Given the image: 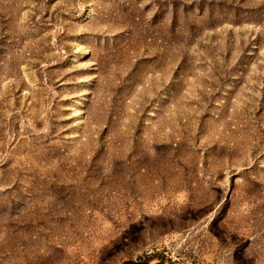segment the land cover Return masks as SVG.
<instances>
[{
	"label": "rangeland",
	"instance_id": "rangeland-1",
	"mask_svg": "<svg viewBox=\"0 0 264 264\" xmlns=\"http://www.w3.org/2000/svg\"><path fill=\"white\" fill-rule=\"evenodd\" d=\"M264 264V0H0V264Z\"/></svg>",
	"mask_w": 264,
	"mask_h": 264
},
{
	"label": "water",
	"instance_id": "water-1",
	"mask_svg": "<svg viewBox=\"0 0 264 264\" xmlns=\"http://www.w3.org/2000/svg\"><path fill=\"white\" fill-rule=\"evenodd\" d=\"M135 264H164V262H157V263H135Z\"/></svg>",
	"mask_w": 264,
	"mask_h": 264
}]
</instances>
